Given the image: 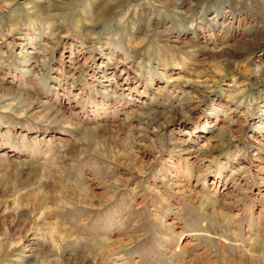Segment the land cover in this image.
Here are the masks:
<instances>
[{
	"label": "rangeland",
	"instance_id": "obj_1",
	"mask_svg": "<svg viewBox=\"0 0 264 264\" xmlns=\"http://www.w3.org/2000/svg\"><path fill=\"white\" fill-rule=\"evenodd\" d=\"M109 1L0 0V264H264V0Z\"/></svg>",
	"mask_w": 264,
	"mask_h": 264
},
{
	"label": "bare ground",
	"instance_id": "obj_2",
	"mask_svg": "<svg viewBox=\"0 0 264 264\" xmlns=\"http://www.w3.org/2000/svg\"><path fill=\"white\" fill-rule=\"evenodd\" d=\"M127 1H131V0H110L109 2H106L107 4H105L104 6H102V7H100V9H99V12H98V14H99V16L101 17V16H104V14L105 13H107V12H109L110 10H111V8H113L114 6H120V5H122V4H126L127 3ZM99 8V7H98ZM98 17V16H97ZM47 18V16L44 18V19H46ZM26 100V99H25ZM17 105H18V107L19 108H21V107H27V103H25V102H22L21 100H20V98L18 99V101H17ZM57 111H54L53 110V108L52 109H47L44 113H43V117L44 118H50V116L51 115H53L54 113H56ZM64 112H61V111H58L57 112V114H55L54 116H53V118H57V117H59V118H63V119H66V117L64 116ZM92 131V130H91ZM94 132H89L88 134L86 133L85 135H83V137H81V141L82 142H86V144L85 145H87V146H91V144L92 143H94V144H96L97 142L94 140V138H93V136H94ZM95 137V136H94ZM80 141V142H81ZM79 189H82V191H80V195H81V197H83L84 199H86V200H89V198L87 197V192L85 191V190H83L84 188H78L77 187V190H79ZM59 196H60V194H56V197L55 198H59ZM201 197V196H200ZM60 199V198H59ZM70 200H72V199H70ZM56 202H57V199L55 200ZM199 203H200V208L201 207H203L205 204L206 205H208V199L206 198H199ZM210 203V202H209ZM45 204V200L44 201H40V203L38 202V205L36 204V206L37 207H41L42 205H44ZM32 210H37V209H32ZM52 211V210H51ZM50 211V212H51ZM43 212V214H44V212L45 211H42ZM49 212V213H50ZM53 215H54V213H53ZM214 216L215 215H217V216H219V217H221V218H224L222 215H220L219 214V212H217V211H215V213L213 214ZM44 216L47 218V220H49V214H44ZM53 217V216H52ZM55 223V222H54ZM45 227H49L50 225H53V224H51L50 223V221H46V222H44V224H43ZM56 228V227H55ZM56 231L58 232V234H59V238L62 240V239H64V240H66L65 238H70L72 235H71V232L70 231H68V230H63V229H56ZM57 234V235H58ZM55 235V234H54ZM61 236V237H60ZM59 238H58V240H59ZM102 239H99V238H97V237H94L93 239H90L89 240V242H88V244L86 245V247L90 250V252L92 253V254H94V255H98V254H101L100 252H102V250H103V246H104V244L102 243ZM45 257H41V259H44Z\"/></svg>",
	"mask_w": 264,
	"mask_h": 264
}]
</instances>
